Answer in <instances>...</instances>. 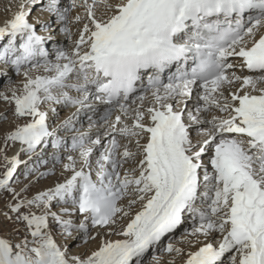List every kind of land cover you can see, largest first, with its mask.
<instances>
[{
	"label": "snow or ice",
	"instance_id": "obj_1",
	"mask_svg": "<svg viewBox=\"0 0 264 264\" xmlns=\"http://www.w3.org/2000/svg\"><path fill=\"white\" fill-rule=\"evenodd\" d=\"M41 3L19 0L0 26V41L7 39L0 61H10L19 73L39 56L48 73L33 77L24 71L22 91L0 93L14 103L15 116L31 118L6 136L5 146L18 141L22 152L31 153L50 137L53 148L61 146L42 104H70L79 112L98 102L107 106L102 119L114 108L120 115L105 132L106 142L72 134L69 147L77 155L66 157L63 167L71 175L65 182L9 205L28 235L16 243L0 237V264H142L185 213L199 221L192 235L218 234L219 240L187 253L184 264H218L225 253L228 264H264V0H71L66 8L47 0V12L63 22L59 31L69 39L70 8L87 9L75 18L86 23L74 47L58 49L55 62L42 46L46 37L28 19L29 5ZM237 68L252 74H237ZM61 126L71 129V117ZM4 160L0 189L14 191L9 182L19 156ZM69 199L81 215L78 223L51 210L53 201ZM136 208L141 210L133 215ZM126 217L130 223L115 231ZM50 218L69 236L73 229L83 233L85 242L100 235H91L89 225L122 239L69 255L53 238ZM165 250L185 256L171 242ZM156 261L161 264L160 257Z\"/></svg>",
	"mask_w": 264,
	"mask_h": 264
},
{
	"label": "bare ground",
	"instance_id": "obj_2",
	"mask_svg": "<svg viewBox=\"0 0 264 264\" xmlns=\"http://www.w3.org/2000/svg\"><path fill=\"white\" fill-rule=\"evenodd\" d=\"M18 5H19V0H0V26H3V24L8 19H10L12 17L13 13L17 10ZM86 11H87V9L83 8V7L76 8V12L78 13L79 16L84 14ZM38 13L39 14H35L34 17H31V18L29 17L28 18L30 22H33V23L37 24L36 31H37L38 35H43L46 32L52 34L56 29L59 30V27L62 26V24H63V22H57L55 24V26L54 25H47V29H45L43 27H40L39 24H38V21H43L44 22L46 17H48L49 12L41 10V11H38ZM85 23H86V21L78 23L76 25L67 24V27L70 28L71 32H74L76 34V38L78 39L80 31L83 29ZM77 26L78 27L80 26L79 30L75 29V27L77 28ZM52 35H54V33ZM6 42H7V40L5 38L3 41H0V44L6 43ZM16 43H17V45L19 44V37H17ZM63 43L64 42L60 41V40L59 41L58 40L54 41V40L45 39L43 41V45L42 46L43 47L45 46V47L48 48V46L51 44L52 48H56L58 46H63ZM40 60H41V58L37 56L32 61H29L28 63H26L24 65H21V66H23V67L26 66V69H27V67H30V65H32L33 63H36V62H38ZM235 62L237 64H240L243 61L240 60V59H236ZM4 63L5 62L0 61V68L2 67V65ZM4 65H6V64H4ZM36 70H35V72H33L31 74L33 77L36 76V75H47L48 74V73H45V72H40L41 70L39 72H36ZM236 72H237V74H240V75L252 74V73H249V72H246V71H242L239 68L236 69ZM167 75H168V71L166 70V72L164 74H162V78L165 80V82H167ZM145 83H147L146 80H145ZM20 88H21V91H22V86ZM69 91H70V95H73V96H78L79 95L76 91H73V90H69ZM197 91H198V89L194 90V92L192 94V98L188 101V107L189 108H193L194 105H195ZM140 94H142L140 91H138L137 93L133 94L132 99L134 100L135 96L136 95H140ZM149 96H151V92L150 91H149ZM47 105L48 104H45L41 108L42 111H45L47 113V121H46L47 126H48L50 131H55L56 135L60 136L62 131H60V125L59 124H58L59 125L58 126L59 129H57V130L56 129H52V127H55V123H53L51 121L50 117H49V112L47 111V107H45ZM100 105H102V104H100ZM135 106L136 105L133 104V107H135ZM146 106H147V103H146ZM75 107L76 106H74V108ZM106 107L107 106L104 105L103 106V110L101 112L98 111L100 113H95V110H96L95 109L94 112L89 117H85L84 113L82 112V110L79 111V112H77L75 110L69 116V117H71L72 128L68 129L67 132H73L74 133L75 130L77 131L80 128L82 129L84 127L85 128H91L92 127V129L94 127L95 128L99 127V129H101L102 126L105 124V121H103V119L101 118L100 114H104V111H105ZM51 109H53L52 105H51ZM71 111L72 110H70L69 113ZM74 113H76V115H73ZM112 114H113V117L111 119V122L114 123V121L116 119V116L120 115L119 109L118 108H114ZM209 115H211V114H209ZM64 117L65 116H63V118ZM30 121H31L30 117H23V118L18 117V118H15L14 123L10 127L8 126L7 128H4L3 130L0 131V167L3 168L4 172L7 170L6 162L4 160V157H5L7 152H10L13 157L18 155L20 162L24 161V158L28 154H30L28 152H22L21 150H19L18 147L21 146V144L18 141L17 142H8L7 147L5 146L6 136L9 133H11L12 131H14L16 129V127L21 126V125H23L25 123H28ZM110 130H111V128H109L105 132L110 131ZM105 132H99L98 131L97 135L94 136V137L96 138L97 136H99V137H101L102 140H104L106 142ZM90 135L87 134V137L90 138L91 137ZM93 135H94V133H93ZM192 135H193V138H195L196 137V132L193 131ZM51 139L52 138L50 137L42 145H44L45 143H50ZM63 139H66V138H63ZM85 142L87 143V139L85 140ZM64 143H65L64 140H62V143H61L62 144V150L64 149ZM51 148H52V146H51ZM37 149H39V152H37V153L39 154L38 156L40 157V162L44 163V161H45V162L49 163V165L48 166H43L42 170L40 169L41 171L37 175V178L35 177L33 180H29V179H26V178H25L26 180H23L22 177L20 178V176L17 175V178L19 177L20 179L23 180L22 182H18L17 185L21 184V186L23 185L25 187L23 189H21V190L16 189V191L14 192V194L11 197L5 198L6 199L5 201L1 200V198H0V218L2 219V222H0V237L7 238L13 243L19 242L24 236L28 235V233H27V230L25 228V225L22 227L20 222L17 221L18 223H16L14 221V219H16V215L17 214L11 212L9 205L10 204H14L18 200H21V199H31L32 197H34L39 192L46 191L49 188H54L56 184L65 182V180L68 179L70 177V175H71L70 171H68V170L62 169L60 171H56L54 169L55 166H56L55 162H57L60 158L65 157L67 154H64L65 156L62 155L60 157V155H58L57 152L54 151L55 153H53V155L50 156V155H46V152H44V146H43V148L40 147V146H37V148L35 150H37ZM55 150L56 151H60L61 149L60 150L55 149ZM33 158L34 157H32L30 159H33ZM9 159H11V158H9ZM30 159H28L27 161H30ZM92 159L94 160L95 157H93ZM77 163L79 164V162H77ZM24 166L26 168V165L24 164V162H22V163H20L17 166V168L19 167V169H20L21 167H24ZM85 170L87 171L88 169H85ZM38 171H39V169H38ZM51 171H55L56 174L54 176H51V178H48L49 180L47 182H45L43 185L36 186V183H38L39 179H42V178L46 177V175H41V173H47V172H51ZM92 175H93V178H94L95 177V173L93 172ZM35 186H36V188H35ZM17 193L19 194L18 196H16ZM14 197H15V199H14ZM55 202H57V201H53V203H55ZM57 203H59L57 210L51 209L52 211H55L58 214L62 215L64 219H71L73 221V223H78L79 222V220L81 218V215L78 212L72 211L73 205H72L70 199L67 202H57ZM121 204H122V206H127L128 201L127 200L122 201ZM62 207L68 208L69 209V213H62L60 211ZM25 210L28 211V209H26V208L21 209V211H25ZM31 210L34 211V212H37V214H39V212H40V209H37L35 206H33V208ZM58 210H59V212H58ZM139 210H141V209L140 208H136L133 211V215H135L136 212H138ZM185 215H188V216H187V218H183L184 221H187V220H189V221L192 220V221L191 222L187 221L186 223L185 222H183V223L181 222L182 224L185 223L183 226H186V227H182L180 229H183V231H187V229H190L191 232H188V233L185 232L186 233L185 236L183 238L179 239L174 244L178 248H184L185 249V256H180L177 253H172V254H169V255H163V256H160L161 264H171L172 261H175V264H184V261L187 259V253L197 251L206 242H211V243L215 244L219 240V235L218 234H214L212 237H204V236L197 237V236L192 235L193 228L198 225L199 221L191 213H185ZM8 217H11V219H8ZM127 223H130V219L127 218V217L125 218L123 223L118 221L117 224L114 226L115 231L118 232L120 230V228L122 226H126ZM50 226H51L52 235L54 234L53 236L56 237V238H54L55 241L62 248L66 247L69 255H84L86 253H90L92 250L97 249L102 244V241H101L102 234H103L104 239L113 240V241L116 240V239H122V237L119 236V235L108 234L110 230L107 229V228H94V232L92 233L93 236H95L97 232L100 233V235L97 237V239L90 240L83 247H76L74 249L72 244L70 246H67V240H69V238L71 236L67 235L64 232L63 226L58 225L55 221L51 220V218H50ZM57 226H59V229L61 230L60 232H63V234H56V236H55L56 230L58 228ZM90 227H91V225H89V228ZM180 229L178 228L176 231H178ZM19 234H22V237H20L21 235L19 236ZM79 234L84 235L83 233H79ZM65 237H67V240H64V239H66ZM29 239H31L30 236H29ZM197 239L200 240V243H196ZM228 256H229V254L225 253L224 256L221 258V260L218 262V264H228ZM147 264H157V261L150 262V263H147Z\"/></svg>",
	"mask_w": 264,
	"mask_h": 264
},
{
	"label": "rangeland",
	"instance_id": "obj_3",
	"mask_svg": "<svg viewBox=\"0 0 264 264\" xmlns=\"http://www.w3.org/2000/svg\"><path fill=\"white\" fill-rule=\"evenodd\" d=\"M70 3H71V0H59V4H60V6L62 8L70 7ZM46 4H47V0H42V3L39 6H31V5H29V7L32 9L31 10V14L29 15V17L31 18V17H34L35 14H39L40 12L38 13V11H41V10L47 11L46 10ZM77 15H78V13L76 12V8H70L68 16H69V20H71L72 23H68V24H71V25L72 24H74V25L78 24V23L75 22V18H76ZM57 22H60V21H58L56 19V16H55L54 13H49L48 17H46V19L44 20V23H46V25H54L55 26V24ZM79 27L77 26V28L75 27V29L79 30L80 29ZM53 33H54V35H52ZM53 33L51 34V33H47L46 32L42 36H45L46 39H48V40H54V41H56V40L59 41L60 40V41L64 42L63 46H58L56 48H52L51 44L48 46V48L44 46V50L48 53L47 59L50 60V61L55 62L56 51L58 49H60V48H64L65 50L71 51L72 48L74 47V43L73 42L75 40H77V38H76V34L74 32H72L71 39H69L66 34L60 32L58 29H56ZM36 63H38L40 65L39 68H33L32 65L34 63L32 65H30V67H27L28 70L29 69L31 70V74L33 72H35L36 69H37L36 72H39L40 70H41L40 72H44L43 71L44 59L41 58V60L36 62ZM4 64H6V65H4ZM4 64L0 68V93H5L6 92L9 96H11L12 90H14V89L21 90L20 87L22 86V84H23V82L25 80V77L23 76V72L27 71V69H26V66L25 67L21 66L20 72L18 73L16 71L15 66L12 65L10 63V61L8 63H4ZM144 84L146 85V83H144ZM73 91H75V90H73ZM91 103L94 106H92V107H84V108H80L79 109V111L82 110V112L84 113L85 117H89L94 112L95 109H96L95 113H100L103 110V106L104 105H100L98 102H91ZM43 105H45V104H42L41 108H42ZM51 105L55 109V111H51ZM45 107H47V111L49 112V117H50L51 121L53 123H55V127H52V129H56L57 130V129H59L58 126L60 125V131H62V132H61V135L59 137H61V139L64 140V142H65L64 143V149H63L64 151L62 150V144H61V146L59 148H53V147L51 148V144H50L51 141H50V143H45L44 145H41L40 147L43 148V146H44V152H46V155L52 156L53 153L57 152V154L60 155V157L62 155L65 156L64 154L73 155L75 157L77 154L74 153V152H71L72 150L69 147V145L71 143V138L70 137L72 136L73 132H67L68 129L65 130V128L62 127L61 125H62V122L66 118H69V116L75 110L77 111V108L79 106H76L74 108V106H72L70 104H66V105L63 104V103L55 104L53 102L51 104H48ZM14 109H15L14 103L10 104V103H8L5 100L0 99V116L6 117V118H0V131L3 130L4 128H7L8 126L10 127L14 123L15 118H18L17 116L14 115ZM70 110H72V111L69 113ZM98 111H100V112H98ZM113 114L107 120L103 119V121H105V124L102 126L101 129H99V127H96V128L94 127L93 129H92V127L91 128H85L84 127L82 129L80 128L77 131L79 133H87L88 135L91 134L90 138L94 139L95 138L94 136L97 135L98 131L99 132H105L106 130L111 128V124H112L111 119L113 117ZM103 115L104 114H100L101 117ZM63 116H65V117L63 118ZM77 131L75 130L74 133H76ZM93 133H94V135H93ZM63 138H66V139H63ZM18 148H19V150H21V146H19ZM55 149H58V150L61 149V150L60 151H56ZM37 152H39V149H37V150L31 152L30 154H28L24 158V161L20 162V163L24 162V164L26 165V168H25V166L21 167L20 169L18 167L16 169V172L13 174V178L9 182V187L11 189H13L14 191H9L7 188L0 189V198H1V200L5 201L6 200L5 198L11 197L14 194V192L16 191V189L21 190V189H23L25 187L23 185L21 186V184L17 185L18 182H22L23 180H26V179L33 180L35 177L37 178V175L42 170V167L49 165V163H47L45 161H44V163L40 162V157L38 156L39 154ZM67 155L65 157L60 158L57 162H55L56 166H55L54 169L56 171H60V170L64 169L63 165L65 163H67V159H66ZM6 156L9 157V158L13 157L10 152H7ZM32 157H34V158L30 159ZM28 159H30V161H27ZM77 162H79V161H77ZM38 169H39V171H38ZM3 173H4V170H3V168L0 167V178L3 177ZM47 173L48 174L46 175V177L38 180V183H36V186L43 185L45 182H47L49 180L48 178H51V176H54L56 174L55 171H51V172H47ZM17 175H19L20 178L22 177L23 180L20 179L19 177L17 178ZM36 186H35V188H36ZM58 205H59V203H57V202L53 203L52 209L57 210ZM58 212H59V210H58ZM187 216L188 215H184L183 218H187ZM183 218H182V223L183 222L186 223L187 221H189V220L184 221ZM14 221L16 223L20 222V221L17 222L16 219H14ZM191 221L192 220H190L189 222H191ZM0 222H2L1 218H0ZM20 223H21V226L23 227L24 226L23 222H20ZM182 223H181V225H178L177 228L174 229L171 233H168L164 237H162L161 241H159L157 243L155 248L151 249L148 253L145 254L144 258L142 259V264L155 262L157 256L160 257V256H163V255H169L170 254V253H168L165 250L167 244L169 242H171L172 244H175L179 239L183 238L186 233L191 232L190 229H187V231H183V229H180L182 227H186V226H183L185 223L184 224H182ZM57 227L58 228L56 230L55 236H56V234H63V232H60L61 230L59 229V226H57ZM178 228L180 230L176 231ZM72 232L73 233L71 234V237L69 238V240H67V237H65L66 239H64V240H67V246H70L72 244L73 248L75 249L76 247H83L84 245H86L90 241V240H88L87 242H85V240L83 239V235L79 234V232L75 231V229H73ZM93 232H94V228L90 227L89 228V233L92 235ZM19 236L22 237V234H19ZM53 238H56V237L53 236ZM103 240H104V237H103V234H102L101 241L103 242Z\"/></svg>",
	"mask_w": 264,
	"mask_h": 264
}]
</instances>
